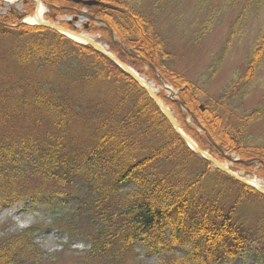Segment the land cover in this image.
Here are the masks:
<instances>
[{
    "label": "trees",
    "instance_id": "obj_1",
    "mask_svg": "<svg viewBox=\"0 0 264 264\" xmlns=\"http://www.w3.org/2000/svg\"><path fill=\"white\" fill-rule=\"evenodd\" d=\"M44 1L51 20L85 11L90 16L85 30L101 34L116 57L143 75L147 67L156 82L161 77L180 90L179 107L192 113L211 146L238 154L236 165L247 172L256 163L264 168V144L249 141V130L264 118V100L251 111L243 106L264 80V21L244 73L215 96L206 84L178 71L180 58L165 29L179 0H98L118 10L76 0ZM241 1L229 48L250 7H264V0H190V5L199 15V29L207 32L215 26L210 17L217 8L218 13L227 5L234 9ZM33 11L34 3L25 1L22 12L0 13V126L15 129L14 117L30 125L17 130L16 138L0 130V207L27 199L58 209L49 229L69 243H85L84 258L91 264H118L120 248L137 242L161 249V264H227L253 242L264 264V235L235 221L238 202L225 205L220 195L205 192L210 164L188 149L146 91L91 46L45 27L19 24ZM38 73L45 82L34 79ZM70 80L87 97L84 107L74 105L78 99L62 88ZM227 114L238 118L235 127H222ZM79 115L89 125L85 133L74 129ZM32 127L45 131L38 136ZM130 180L138 186L123 191ZM66 207L73 213L69 218L62 214ZM38 229L0 236V264H47L37 250Z\"/></svg>",
    "mask_w": 264,
    "mask_h": 264
},
{
    "label": "rangeland",
    "instance_id": "obj_2",
    "mask_svg": "<svg viewBox=\"0 0 264 264\" xmlns=\"http://www.w3.org/2000/svg\"><path fill=\"white\" fill-rule=\"evenodd\" d=\"M243 3L242 1L237 3L234 9L232 5H227L220 13H218L219 9L217 8L215 11L216 16L212 15L210 17L215 23V27L213 30H209L210 32H206L205 29H199V21H195V19L199 18V15L196 16L195 10L191 8L190 0H179L175 3L176 10L174 16L168 23L166 22L167 29H165V32L170 48L175 50L180 58L178 60V71L185 75L189 81L206 84L207 90L211 95H220L225 89L231 87L230 83L235 81V78L238 79L239 75L244 73L250 48L263 24L264 7L252 5L249 9V14L242 21V25L236 29L237 34L230 46L231 50L223 53L225 51L224 46L230 41L231 27L242 11ZM16 4L13 3L6 6L5 1L0 0V12H4L8 9L7 7L15 6ZM17 5L21 7L22 0H19ZM45 9V12H47V7ZM196 11H199V9L196 8ZM76 26L80 28L81 22H78ZM143 70L145 71V75H143L144 79L152 83L161 99L171 108L181 127L196 143L198 142L199 145L201 143L207 152L221 159L233 171L243 176L247 175L251 178H258L264 184V168L262 164H254L253 172H247L245 168L236 165L235 160H238L239 157L235 153L220 154L221 152L218 151L217 147L211 146V142L205 137V133L198 126L197 122L184 108L179 107V91L175 90L164 79L160 83H157L154 78L150 77L147 67H143ZM56 77L60 82V76ZM44 78L45 76L39 73V77H35L34 79L43 83L45 82ZM52 81L57 82V79L53 78ZM77 85L79 84L70 80L62 88L66 87L67 93H70L71 97L78 99V101L73 102L74 105L84 107V104H88L87 97L75 89ZM94 97L97 98L95 95ZM263 98L264 80L257 83L248 100L243 102L244 109L250 110ZM174 100L176 103L172 104L171 102ZM240 115L241 113L238 112L237 117H240ZM237 117L233 116L231 118L227 114L223 120L222 127H235L238 122ZM12 127L15 129L12 130L8 126L1 125L0 130L11 132L14 138H16L17 130H27L30 128V125L14 117ZM80 127L84 133L89 130V125H87L85 118L81 115H79V121L76 123L74 129L77 130ZM32 130L38 136H41L45 131V127H32ZM249 141L264 143V118L249 130ZM210 168L212 172L205 185V192L207 194L212 193L211 195H220V200L225 205H236L238 202L234 215L235 221L245 227H249L253 233L260 231L259 236L264 235V198L242 186L240 188L238 185L232 184L225 176L217 173L214 174V166ZM137 186V180H130L121 188L123 191H128ZM29 187L31 188V186ZM58 213V209L52 211L48 206H36L27 199L2 205L0 207V236L6 237L8 235L7 237H9L11 234H16L29 227H39L36 243L38 244L37 250H40L44 262H48L47 264H91L84 258V252L88 249L85 243L79 240L69 243L67 236L59 235L55 230L49 229L50 219L54 216H60ZM62 214L67 216L65 218L71 217L73 215L71 207L64 208ZM66 243H68V248L64 250L63 248ZM62 249L64 250L63 252ZM160 250H153L149 242H137L129 248H120V253L118 249H115V252L119 253L118 264H161L164 255ZM176 251L178 254L182 253L180 247ZM61 252L62 254L57 256ZM44 254L46 257H44ZM167 254H170V251ZM260 254L259 247L253 242H248L227 264H262L260 262Z\"/></svg>",
    "mask_w": 264,
    "mask_h": 264
},
{
    "label": "water",
    "instance_id": "obj_3",
    "mask_svg": "<svg viewBox=\"0 0 264 264\" xmlns=\"http://www.w3.org/2000/svg\"><path fill=\"white\" fill-rule=\"evenodd\" d=\"M78 2H83L86 5H102L103 7H108V8H115L111 5H107L104 3H100L96 0H89V1H84V0H77ZM39 5V3H38ZM41 25L43 26H47V27H51L59 32H62L66 35H72L74 37L80 38V39H86L87 42L89 44H91L98 52H101L102 54H104L105 56H107L108 58H110L112 61H114L116 64H118L119 66H121L132 78H134L140 85H142L147 92L150 94L151 98L153 99V101L156 103V105L161 109V111L163 112L164 116L168 119V121L171 123V125L173 126V128L177 131V133L179 135L182 136V138L185 140V142H187L188 144H191L196 152L198 154H200L202 157L210 160L212 163H214L216 165V167L218 169H220L221 171H223L224 173L228 174L229 176H231L232 178H234L235 180L255 189L256 191H258L259 193H261L262 195H264V188H256L255 186H253L248 180H246L245 178L239 177L237 174L233 173L231 170H229L227 167H225L224 165H222L220 162H218L217 160H215L213 157H211L210 155H208L206 152H204L203 150H201L200 148H198L196 145H194L191 140L189 138H187L181 131L178 122L176 121V119L174 118V116L168 111V109L162 104V102L160 101V99L157 97V95L151 90L149 89L147 86H145L143 84L142 79L138 76V74H136L130 67H128L127 65L121 63L118 59H116L114 56H112L110 53L106 52L105 50H103V48L95 43L94 41L87 39L85 37H83L81 34H78L76 32H70L60 26H56V25H52L50 23H44V22H40Z\"/></svg>",
    "mask_w": 264,
    "mask_h": 264
},
{
    "label": "bare ground",
    "instance_id": "obj_4",
    "mask_svg": "<svg viewBox=\"0 0 264 264\" xmlns=\"http://www.w3.org/2000/svg\"><path fill=\"white\" fill-rule=\"evenodd\" d=\"M9 3H16L19 0H6ZM45 8L43 5L40 6V9L38 11V14L35 16H31L29 18L26 19V22L30 23V24H36L38 21H40L41 19H43L44 16V12H45ZM143 83L149 87L150 89H152L154 92H156V90L154 89V87L152 86V83H147V81L143 80ZM251 183L258 187V188H262L264 187V184L261 180L257 179V178H251Z\"/></svg>",
    "mask_w": 264,
    "mask_h": 264
}]
</instances>
